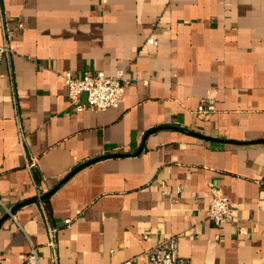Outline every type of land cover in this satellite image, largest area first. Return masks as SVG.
<instances>
[{
  "label": "crops",
  "instance_id": "1",
  "mask_svg": "<svg viewBox=\"0 0 264 264\" xmlns=\"http://www.w3.org/2000/svg\"><path fill=\"white\" fill-rule=\"evenodd\" d=\"M7 30L0 264L32 246L51 264L49 226L60 264H150L173 235L187 264H264V0H0ZM68 71L129 84L119 106L78 110ZM212 184L234 213L221 228Z\"/></svg>",
  "mask_w": 264,
  "mask_h": 264
},
{
  "label": "built area",
  "instance_id": "2",
  "mask_svg": "<svg viewBox=\"0 0 264 264\" xmlns=\"http://www.w3.org/2000/svg\"><path fill=\"white\" fill-rule=\"evenodd\" d=\"M22 24H19V28ZM13 37L7 30L5 38L0 43V55L6 59L8 63L11 62V57L15 53V46L13 44ZM148 43L157 44L155 38H149ZM64 79L69 89V95L74 104L77 105L78 110L85 108L97 111H105L109 108L119 106L122 102L129 80L124 78L123 72H117L115 75L109 76L104 71H96L91 73L85 72L82 76H75L72 72L64 73ZM87 93V106L85 107L81 102V97ZM216 107L213 101L209 103L201 102L197 112L201 115H208L215 111ZM24 136V133H22ZM25 137L21 136V139ZM213 197L207 208L208 217L214 222L215 226L221 228L224 224L231 222L234 219L233 209L230 204L228 196L224 193L222 188L218 185H211ZM165 195H170L169 190L164 191ZM1 201V199H0ZM66 225H70L71 218H67ZM245 232L244 229L240 230ZM57 236L58 227L49 226L48 228V246L51 252V264H60L57 252ZM149 238L148 235H144ZM150 264H187V261L179 254V240L178 237L173 235L157 245L152 247L147 252ZM27 264H40V256L35 246H32L26 256Z\"/></svg>",
  "mask_w": 264,
  "mask_h": 264
},
{
  "label": "water",
  "instance_id": "3",
  "mask_svg": "<svg viewBox=\"0 0 264 264\" xmlns=\"http://www.w3.org/2000/svg\"><path fill=\"white\" fill-rule=\"evenodd\" d=\"M84 101H86L87 100V93H84L83 95H82V97H81ZM88 105V104H87ZM165 127H170V126H165ZM170 128H176V129H180V128H178V127H173V126H171ZM195 135H198V134H195ZM102 157H106V156H102ZM102 157H99V158H96V159H94V160H90V161H88V162H86V163H84V164H82V165H80L79 167H77V168H75L69 175H67V177L64 179V180H62L51 192H49L48 194H46V195H43V196H41L40 198H34V200H28V201H26V202H23L22 204H20V205H24V204H27V203H29V202H33V201H37V200H40V199H43V198H45V197H48V196H50V195H52L61 185H63L65 182H67L68 180H69V178L71 177V176H73V174H75L78 170H80V169H82L83 167H85V166H87L88 164H90V163H92V162H94V161H96V160H99V159H101Z\"/></svg>",
  "mask_w": 264,
  "mask_h": 264
}]
</instances>
